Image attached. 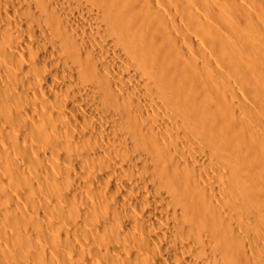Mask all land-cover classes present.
Returning <instances> with one entry per match:
<instances>
[{"label": "bare ground", "instance_id": "bare-ground-1", "mask_svg": "<svg viewBox=\"0 0 264 264\" xmlns=\"http://www.w3.org/2000/svg\"><path fill=\"white\" fill-rule=\"evenodd\" d=\"M0 264H264V0H0Z\"/></svg>", "mask_w": 264, "mask_h": 264}]
</instances>
